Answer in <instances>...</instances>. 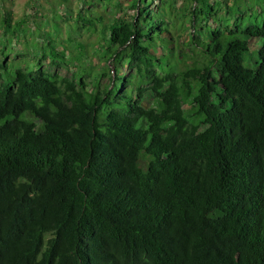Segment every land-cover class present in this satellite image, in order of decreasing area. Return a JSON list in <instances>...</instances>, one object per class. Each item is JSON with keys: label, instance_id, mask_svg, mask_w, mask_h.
I'll use <instances>...</instances> for the list:
<instances>
[{"label": "trees", "instance_id": "trees-1", "mask_svg": "<svg viewBox=\"0 0 264 264\" xmlns=\"http://www.w3.org/2000/svg\"><path fill=\"white\" fill-rule=\"evenodd\" d=\"M161 1L112 13L103 89L0 61V264H264V0H187L188 52Z\"/></svg>", "mask_w": 264, "mask_h": 264}, {"label": "rangeland", "instance_id": "rangeland-1", "mask_svg": "<svg viewBox=\"0 0 264 264\" xmlns=\"http://www.w3.org/2000/svg\"><path fill=\"white\" fill-rule=\"evenodd\" d=\"M134 0H0V61L6 58L9 64L16 66L28 64L44 70L58 73L63 77L84 78L89 90L103 89L111 83L116 71L114 65L108 67L110 75L104 74L105 62L102 59L101 42L106 36L112 13L117 17H132L136 10L132 9ZM187 0H175L173 11L177 22L167 33V37L175 38L185 52L187 43L191 42L192 32L191 9L199 4L185 5ZM215 0H212V3ZM218 18L233 19L228 14V7H234V0H219ZM252 0H239L238 5L244 10ZM147 6L156 12L165 7L161 0H147ZM112 10L111 12H109ZM12 17V27L6 31L4 21ZM103 16L104 22L96 20L97 28L89 22ZM20 24V26H17ZM196 25L214 28V19H197ZM198 31L202 30L198 27ZM251 53L253 60L246 64L256 67L259 58L260 43L252 40ZM55 52V55L52 52ZM63 55V58L61 57ZM173 57L171 63L179 68L182 63ZM127 72V71H126ZM148 85H145L147 88ZM145 98L151 104L156 98L151 90L145 91Z\"/></svg>", "mask_w": 264, "mask_h": 264}]
</instances>
